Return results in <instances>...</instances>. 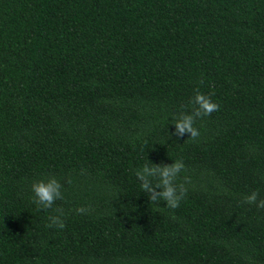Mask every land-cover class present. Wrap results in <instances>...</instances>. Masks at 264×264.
Listing matches in <instances>:
<instances>
[{
	"label": "trees",
	"instance_id": "16d2710c",
	"mask_svg": "<svg viewBox=\"0 0 264 264\" xmlns=\"http://www.w3.org/2000/svg\"><path fill=\"white\" fill-rule=\"evenodd\" d=\"M197 88L220 110L172 136ZM178 159L186 196L152 204L135 171ZM52 176L63 199L40 210ZM253 191L264 0H0V264H264Z\"/></svg>",
	"mask_w": 264,
	"mask_h": 264
},
{
	"label": "clouds",
	"instance_id": "9594fccd",
	"mask_svg": "<svg viewBox=\"0 0 264 264\" xmlns=\"http://www.w3.org/2000/svg\"><path fill=\"white\" fill-rule=\"evenodd\" d=\"M189 104L191 105L190 110L185 109L171 116V123L175 127L171 135L179 138L190 134L188 140L196 141L200 137V131L195 127L196 121L219 111L220 105L212 100L211 95L200 92L198 88ZM184 169L183 161L178 159L170 165L144 164L134 174L140 182L141 190L148 195L152 204L163 201L165 207L176 209L187 194L184 183H177V178ZM62 188L63 185L54 176L46 180L34 181L31 185L33 203L40 210L53 209L56 201L63 199ZM242 203L255 205L257 209L264 210V198H259V193L256 191L245 196ZM85 211V208L76 209L77 214ZM55 212L56 215L48 216L47 226L63 230L65 227L62 219L63 209L57 207Z\"/></svg>",
	"mask_w": 264,
	"mask_h": 264
}]
</instances>
